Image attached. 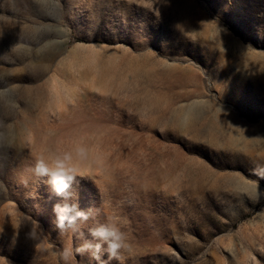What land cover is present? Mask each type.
Here are the masks:
<instances>
[{
	"label": "rangeland",
	"instance_id": "374dc122",
	"mask_svg": "<svg viewBox=\"0 0 264 264\" xmlns=\"http://www.w3.org/2000/svg\"><path fill=\"white\" fill-rule=\"evenodd\" d=\"M0 264H264V0H0Z\"/></svg>",
	"mask_w": 264,
	"mask_h": 264
},
{
	"label": "clouds",
	"instance_id": "9594fccd",
	"mask_svg": "<svg viewBox=\"0 0 264 264\" xmlns=\"http://www.w3.org/2000/svg\"><path fill=\"white\" fill-rule=\"evenodd\" d=\"M70 158V156L57 158L51 164L38 158L34 167L35 174L38 177H46L55 194L62 196L65 201L72 197L71 189L77 182V177H83L75 168L66 163ZM54 213L55 223L59 230H64L66 227L76 230L78 223H86L91 218L92 210L86 212L80 210L77 204L64 202L54 206ZM89 233L98 242L92 244L86 241L81 249L83 251L92 249L95 259H99L98 254L103 246H106L105 251L111 259H119V253L129 246L127 234L123 230L119 217H108L105 223L90 228ZM79 238H83L82 232Z\"/></svg>",
	"mask_w": 264,
	"mask_h": 264
}]
</instances>
